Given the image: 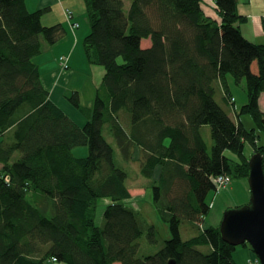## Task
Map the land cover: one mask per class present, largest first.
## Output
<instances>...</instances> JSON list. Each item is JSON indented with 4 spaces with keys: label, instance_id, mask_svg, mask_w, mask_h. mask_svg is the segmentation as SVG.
Listing matches in <instances>:
<instances>
[{
    "label": "trees",
    "instance_id": "obj_1",
    "mask_svg": "<svg viewBox=\"0 0 264 264\" xmlns=\"http://www.w3.org/2000/svg\"><path fill=\"white\" fill-rule=\"evenodd\" d=\"M82 1L85 55L103 74L91 106L76 90L66 96L85 118L78 123L50 99L34 61L43 41L55 44L66 27L42 22L48 7L0 0V264H237V246L202 221L215 176L248 177L245 141L264 169V141L239 119L249 113L264 132V43L242 34L247 16L237 0H209L217 16L204 0ZM228 73L246 84L237 122L215 99L216 82L228 94ZM222 99L232 104L229 94ZM105 126L124 160L136 155L143 177L160 167L153 204L170 238L156 252L139 254L143 235L156 243L157 231L126 204L127 172L115 163ZM81 145L84 157L73 153ZM106 198L98 223L97 200Z\"/></svg>",
    "mask_w": 264,
    "mask_h": 264
},
{
    "label": "rangeland",
    "instance_id": "obj_2",
    "mask_svg": "<svg viewBox=\"0 0 264 264\" xmlns=\"http://www.w3.org/2000/svg\"><path fill=\"white\" fill-rule=\"evenodd\" d=\"M125 1V0H124ZM128 4L129 5V0ZM205 10L207 13L211 15H216L215 9L212 6V3L208 0H204L202 2ZM76 10L77 22L79 23V27L76 29L77 34L74 37L73 34L69 35L66 34L65 38L69 40V48L73 46L75 48V55H76V64H72L71 68L68 70L72 71L73 74H67L64 76L63 81L68 84V88L71 86L78 87L81 89L80 95V102L84 106H91L94 100V92H92L93 84L99 83L102 74L101 70H103V66L99 64H91L88 62L87 57L85 55L84 46H83V39L84 36L89 32V23L87 20V15L85 13L84 4L82 0H79L77 6H73ZM237 9L240 14H246L248 16L249 23H253L254 26L259 25L260 32L256 38L258 43H264L260 41H264V29L262 27V17L264 16V0H237ZM217 16V15H216ZM255 22V23H254ZM246 25L242 23V29L245 31ZM77 39V40H76ZM148 43V40L143 41L142 45ZM44 46H51L43 41V49ZM70 53V52H69ZM66 56L69 54H65ZM67 70V69H66ZM64 70V71H66ZM67 70V71H68ZM63 72V71H62ZM71 75V76H70ZM60 73L57 74L56 78L58 79ZM227 85H228V94L234 98L232 104L227 105L222 99V95H228L225 90L223 91V87L219 82L215 83L216 87V94L215 99L216 101L224 107L228 113L230 114L231 118L237 122V115L236 113L239 112L240 107L246 103L247 101V93H246V84L245 79H242L240 82H236L231 74H227ZM92 87V88H90ZM91 89V92H90ZM73 91L69 89L66 93L70 95ZM65 104V103H64ZM67 106L62 107L65 109L67 113H73L76 110L78 116L81 117V113L68 101ZM72 115V114H71ZM239 119L243 123V125L247 129H253L254 133L258 136V140L262 143L264 141V132L261 128L257 126L255 121L252 119L249 113H241L239 114ZM104 137L114 148V160L118 167L124 169L127 172V179L126 185L128 187V191L130 193V198L126 200V204L133 207L134 209L139 210L141 216L144 218L146 222L149 224L154 225L157 231L158 242L150 243L145 235L140 239V247H139V254H148L156 252L163 240L170 238V230L168 223L163 221L159 216L154 204H153V192H152V185L155 179L158 178L160 167H157L154 171L153 178H145L140 173V166L137 161H135L136 155L134 156V160L126 161L123 159L118 147L115 144L112 136L108 132L107 126L104 127L103 130ZM202 135L205 141L208 143V147L212 144V139L210 136V127L209 125L202 126ZM74 155L78 157H84L88 154V147L86 145L76 146L73 148ZM244 153L247 156H251L253 153V147L248 142H244ZM225 154L229 157H235L232 152L229 150L225 151ZM250 200V189L248 185L247 178L244 177H236L233 178L226 188L219 189L218 191H210L207 195V201L210 203V208L208 212L203 217V226H218L222 219L224 212L233 207L241 206L249 202ZM109 202L106 199L97 200V208H96V220L98 223L102 222L101 214H99L100 209L103 206V203ZM98 213V214H97ZM182 236H186L183 232V225H181ZM238 250L241 248L242 245H237ZM205 249V247H202ZM248 248V247H246ZM250 249V248H248ZM251 250V249H250ZM253 252V251H252ZM253 258L248 259L247 264L249 261L252 260V263L259 264L258 258L253 252ZM255 256V257H254ZM50 264H60V263H50Z\"/></svg>",
    "mask_w": 264,
    "mask_h": 264
},
{
    "label": "crops",
    "instance_id": "obj_3",
    "mask_svg": "<svg viewBox=\"0 0 264 264\" xmlns=\"http://www.w3.org/2000/svg\"><path fill=\"white\" fill-rule=\"evenodd\" d=\"M78 1L79 0H25L26 6L28 10L30 11H34L36 9L43 8V7H48L49 11H47L46 13L42 15V22L46 25H51L57 22L63 23L64 26L66 27V34H69V35L73 34V32L70 29L67 21L65 20V17L63 14V8L69 7L70 9H72L74 13L73 14L74 20H77L76 10L73 6H77ZM243 15H246V14H243ZM247 19H248V16H247ZM247 21L249 20L242 22L244 25H246L245 31H243L242 29V23H240V30L247 39L258 43V41H256V39L254 38H256L257 35L262 31L259 30L260 29L259 25L256 24V26H254L253 23L247 24L249 23ZM77 33L78 32L76 30L74 34L75 37ZM65 35L55 44L51 46H44V49L42 50V52L36 57H34V61L39 66L40 79H41L42 85L44 86L46 90H48L50 99L53 102H55L59 107H61L64 111L65 109L62 107V105L63 106L68 105L67 104L68 100L66 98L68 94L66 92L69 89H71L72 91L76 90L78 91L79 96L81 95V89H79L78 87H74V86H71L68 88V84H66L63 81V78L65 75L73 74V72L69 71L68 69H67L68 71L67 70L64 71L60 69L59 60H58L59 56L61 54H69V58H68L69 69L71 68L72 64H76L75 48L73 46L69 48V44H68L69 40H67L68 38H65ZM146 40H143V41H146ZM260 42H264V41H260ZM149 44H150V41L148 40V43L144 44V46H148ZM59 73H60V76L57 79L56 76ZM101 74H103V70H101ZM96 85L97 83L93 84L92 92L95 91ZM90 92H91V89H90ZM259 106H260V109L264 112V91L260 94ZM75 113H77L76 110L73 111V113H71L72 115L70 113H67V114L70 117H72L74 120H76L78 123H82L85 118L81 114L80 115L82 118H80V116H78ZM0 168H1V164H0ZM238 247L240 246H237L234 251V258H235L236 263L237 264H247L248 259L253 258L252 250L244 246H241V248L238 250Z\"/></svg>",
    "mask_w": 264,
    "mask_h": 264
},
{
    "label": "water",
    "instance_id": "obj_4",
    "mask_svg": "<svg viewBox=\"0 0 264 264\" xmlns=\"http://www.w3.org/2000/svg\"><path fill=\"white\" fill-rule=\"evenodd\" d=\"M264 128V118L261 120ZM249 173L247 177L250 200L248 203L227 209L220 221L221 238L234 246L248 243L264 264V169L263 157L253 152L248 159ZM167 264H176L169 259Z\"/></svg>",
    "mask_w": 264,
    "mask_h": 264
},
{
    "label": "built area",
    "instance_id": "obj_5",
    "mask_svg": "<svg viewBox=\"0 0 264 264\" xmlns=\"http://www.w3.org/2000/svg\"><path fill=\"white\" fill-rule=\"evenodd\" d=\"M63 14H64L65 20L67 21L70 29L74 32V30H76L79 27V23L73 19L72 11L69 8L65 7V8H63ZM59 65H60L61 69L68 68V55L67 56L61 55L59 57ZM230 100L234 101V98L231 97ZM231 180H232V178L228 174H219V175L215 176L213 181L216 185V191H218L219 189H222V188L224 189L227 186H229ZM248 264H254V263H252V260H251L248 262Z\"/></svg>",
    "mask_w": 264,
    "mask_h": 264
},
{
    "label": "bare ground",
    "instance_id": "obj_6",
    "mask_svg": "<svg viewBox=\"0 0 264 264\" xmlns=\"http://www.w3.org/2000/svg\"><path fill=\"white\" fill-rule=\"evenodd\" d=\"M248 1V0H247Z\"/></svg>",
    "mask_w": 264,
    "mask_h": 264
}]
</instances>
